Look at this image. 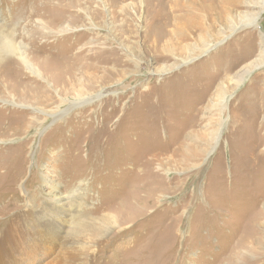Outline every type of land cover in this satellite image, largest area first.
<instances>
[{
  "label": "rangeland",
  "instance_id": "374dc122",
  "mask_svg": "<svg viewBox=\"0 0 264 264\" xmlns=\"http://www.w3.org/2000/svg\"><path fill=\"white\" fill-rule=\"evenodd\" d=\"M259 4L0 0L41 72L0 62V236L44 193L66 203L25 264H264Z\"/></svg>",
  "mask_w": 264,
  "mask_h": 264
},
{
  "label": "bare ground",
  "instance_id": "6f19581e",
  "mask_svg": "<svg viewBox=\"0 0 264 264\" xmlns=\"http://www.w3.org/2000/svg\"><path fill=\"white\" fill-rule=\"evenodd\" d=\"M49 5L50 4L48 3L46 6L49 7ZM260 6L261 4H259V7ZM175 7L178 9L180 7L179 3H175ZM261 7L262 11L264 12V5H262ZM185 8H189V5H185ZM188 10L190 11V9ZM189 16L192 17V15ZM248 20V23L244 24V26L255 27V25L257 24L256 14L252 17H249ZM199 25L200 22H197L195 24V26L197 27H199ZM39 27H41L42 30L46 31L48 24L39 22ZM179 31L180 30H177L178 33L181 32ZM7 56H16L15 58H17L18 62H21V64L26 69L30 70L38 77H41V72L37 70L33 65L31 59L29 58L28 51H26L23 43L16 44L14 40L8 35L0 33V62L3 61V57ZM260 64L261 63L257 64V69L261 68ZM4 67L0 66V86L7 85L9 81V77H7V75L2 73L1 71V68ZM60 115L62 116L63 114ZM81 196L82 190L77 191L75 197L76 200L81 199ZM60 198L61 197L58 194L53 195V193H44L43 200L45 205L42 207L41 214L38 215L37 213L36 215L31 216L33 212H26L25 215H23V219H21L20 217V219L18 218V220H14L13 222H11L12 229L8 227L7 232L5 234H1L0 236V264H25L28 261V257L30 256H24L26 253L23 252V248L25 251H28L31 248V244L29 242H32L34 238H41L44 240V242L47 241L51 245L56 242L55 227L53 226L54 218H51V220H49L48 217L50 216V214H52L58 216L57 219H60L59 214L62 212V210H64V208H66L65 201H61ZM70 199H72V197ZM27 216H29L30 218L27 219ZM21 241H24L25 243H21ZM99 246L100 245L98 243L93 245V250L91 252V255L89 256L90 260H94L93 257L95 256ZM66 257L69 258L70 262H75L80 258L78 254H62L59 255V258L53 264H61V262H63V264H66Z\"/></svg>",
  "mask_w": 264,
  "mask_h": 264
}]
</instances>
